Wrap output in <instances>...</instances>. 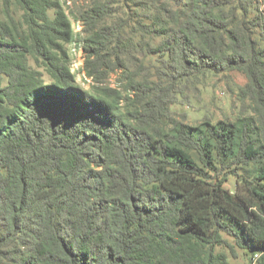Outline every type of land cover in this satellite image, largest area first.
<instances>
[{
    "label": "trees",
    "instance_id": "1",
    "mask_svg": "<svg viewBox=\"0 0 264 264\" xmlns=\"http://www.w3.org/2000/svg\"><path fill=\"white\" fill-rule=\"evenodd\" d=\"M90 2L0 0V264H264V0ZM232 72L234 121L172 110Z\"/></svg>",
    "mask_w": 264,
    "mask_h": 264
},
{
    "label": "rangeland",
    "instance_id": "2",
    "mask_svg": "<svg viewBox=\"0 0 264 264\" xmlns=\"http://www.w3.org/2000/svg\"><path fill=\"white\" fill-rule=\"evenodd\" d=\"M63 4L71 13L73 7L74 11L81 9L84 6L90 4V0H79L76 4L70 0H62ZM117 7L121 9V12L131 14L132 19L142 17L139 8L134 3H129L127 6L121 2L125 0H115ZM73 21V27L75 33L80 30L79 23L70 14ZM134 23V22H132ZM78 37V36H77ZM81 36L78 37L80 39ZM77 39V40H78ZM71 56V68L76 76L77 82L86 90L94 91L96 87L92 78H90L85 70V54L82 51V44L80 42L72 43L69 46ZM110 86L115 87V79L108 81ZM247 84V78L240 72H232L226 74H207L205 78H202L201 85L199 86L200 92L198 95H193L190 103H177L171 108L173 111L179 113H186L188 120L191 123L198 122L204 117H209L216 123L220 120L229 119L234 121L240 114L241 102L238 97L239 88ZM240 176H231L226 183L225 187L233 192L236 191L239 180L242 178H249L253 175L251 169L239 172ZM238 182V183H237ZM239 258L234 260L230 259L231 264H248L249 258L244 255L242 251H239Z\"/></svg>",
    "mask_w": 264,
    "mask_h": 264
}]
</instances>
